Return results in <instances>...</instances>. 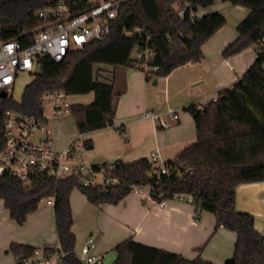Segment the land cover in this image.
Masks as SVG:
<instances>
[{
  "label": "trees",
  "instance_id": "trees-1",
  "mask_svg": "<svg viewBox=\"0 0 264 264\" xmlns=\"http://www.w3.org/2000/svg\"><path fill=\"white\" fill-rule=\"evenodd\" d=\"M193 9L207 8L217 0H189ZM250 9L238 25V37L223 52L228 57L255 45L257 51L264 39V0H224ZM46 0H0V40L19 39L41 28L43 20L36 15ZM227 20L213 12L200 17L181 19L176 0H129L120 9L112 32L106 40H94L84 48L72 50L57 62L46 57L43 67L28 83L20 102L12 96L0 95V149L4 140V113L15 109L42 119L41 97L47 91L68 95L94 93L89 104L71 103V114L80 133H88L114 124L118 98L126 91L115 76L96 74L95 64L142 69L147 79L169 75L174 69L204 57L202 46L221 29ZM143 27L152 36L155 51L151 65L159 69L145 70L134 53L142 44L138 34L124 35L125 30ZM183 33V36L180 33ZM194 118L197 140L166 162V172L149 161L117 169H106L105 178L115 179L108 185L85 186L79 177L55 180L38 177L25 184L9 173L0 175V198L10 216L23 225L37 210L42 199L55 195V224L59 242L66 253L62 264H86L75 250L73 213L70 195L80 190L94 205L118 204L138 187H149L157 202L185 196L193 198L197 214L209 211L216 216L217 227L236 233L232 258L224 264H264V235L255 228L254 215L236 207L237 187L242 183L264 181V51L230 88L202 106L186 107ZM88 150L93 142L86 140ZM102 166H106L103 163ZM96 171L101 166H93ZM36 247L13 243L10 251L18 264ZM46 248H50L47 246ZM47 250V249H46ZM113 264H217L202 257L187 259L183 255L134 240L125 239L115 247Z\"/></svg>",
  "mask_w": 264,
  "mask_h": 264
},
{
  "label": "crops",
  "instance_id": "crops-1",
  "mask_svg": "<svg viewBox=\"0 0 264 264\" xmlns=\"http://www.w3.org/2000/svg\"><path fill=\"white\" fill-rule=\"evenodd\" d=\"M200 16L219 12L226 24L202 46L201 61L182 65L165 77L150 83L144 70L111 71L117 84L126 76V91L118 98L114 124L103 129L82 133V140H91L93 148L85 158L91 164L121 161L126 166L149 161L156 154L167 162L197 140L193 116L186 107L202 106L232 87L258 58L255 45L226 57L224 50L238 37L237 27L248 16L250 9L217 0L207 8L198 9ZM99 64H95L97 66ZM102 67V66H101ZM72 97V99H71ZM94 93L69 95L70 103L89 104ZM152 111L158 119L146 118ZM177 116V117H175ZM72 114L50 121L58 149L65 148L79 133L76 123L71 127ZM66 129V130H65ZM102 178L103 176L100 175ZM149 187H140L120 203L92 204L80 190L70 195L73 213V231L78 252L89 236L95 240L93 252L101 255L104 264H113L117 258L115 247L128 238L176 252L187 259L202 257L217 264L232 258L237 235L225 227H217L216 216L203 211L185 196L164 200L161 204L151 197ZM39 203L23 225H19L0 198V264H18L10 251L13 243L36 248L54 246L59 242L55 224V207ZM236 207L255 217V228L264 235V181L242 183L237 187Z\"/></svg>",
  "mask_w": 264,
  "mask_h": 264
},
{
  "label": "built area",
  "instance_id": "built-area-1",
  "mask_svg": "<svg viewBox=\"0 0 264 264\" xmlns=\"http://www.w3.org/2000/svg\"><path fill=\"white\" fill-rule=\"evenodd\" d=\"M127 1L129 0H46L45 5L36 13L44 24L26 36L29 44L19 39L0 40V93L7 92V97L13 94L21 73H29L34 78L42 71L46 57L59 62L72 50L84 48L94 40H106L112 32L114 21L119 17L121 6ZM176 5L182 20L200 17L199 10L193 9L189 0H176ZM134 34L142 39V44L135 51V58L143 64L146 71H157L159 66L151 65L155 55L150 45L152 36L143 27L124 31L126 36ZM180 35L183 36V33ZM258 50L264 51V39ZM100 68L103 65L95 66L97 75L98 72L101 73ZM41 102L44 111L42 119L11 108L5 111V144L0 149V175L13 174L25 184H30L41 176L55 180L77 176L85 186L115 183V179L105 178L104 172L107 168L117 169L122 164L121 161L107 162L104 167L98 164L102 168L96 171L93 167L95 164L85 158L88 149L85 140L81 138L82 133L79 132L65 148L56 147V136L49 123L71 114L69 95L47 91L42 95ZM144 116L155 120L159 117L152 111H146ZM149 162L161 172H166V162L156 154L151 156ZM100 175L103 177L98 179ZM188 200L192 202L193 198L189 196ZM45 202L54 205L55 195L46 197ZM160 203L165 204L164 201ZM94 246L95 240L89 236L77 255L86 264H104L102 256L93 252ZM65 255L58 242L50 248H35L31 254L22 258L21 263L62 264Z\"/></svg>",
  "mask_w": 264,
  "mask_h": 264
},
{
  "label": "rangeland",
  "instance_id": "rangeland-1",
  "mask_svg": "<svg viewBox=\"0 0 264 264\" xmlns=\"http://www.w3.org/2000/svg\"><path fill=\"white\" fill-rule=\"evenodd\" d=\"M134 56H136L135 55V53H134ZM129 68H131V69H136V70H139L138 68H133V67H128V68H125V67H120V68H118L117 70H116V72L117 73H120V72H122L124 69H129ZM108 69V68H107ZM107 69H105V68H100V70H101V75H102V77H106V78H111L112 76H111V71L110 70H107ZM140 70H142V69H140ZM126 74L125 75H123L122 77H121V75H120V77H118V75H117V78L118 79H120V78H122V81H123V85L125 86V90H126ZM155 78L154 77H152V79L150 80V83H152L153 82V80H154ZM33 80V75H31V74H29V73H21L20 75H19V77L17 78V82H16V85H15V87H14V90H13V94H11L12 96H13V99L15 100V101H17V102H20L21 101V98H22V95H23V92H24V90H25V87L28 85V83H30L31 81ZM120 86H122L120 83H118V87L120 88ZM10 95V96H11ZM71 99H72V97H71ZM74 119H70V123H71V127L72 126H74L75 124H74V121H73ZM66 130V129H65ZM101 177L99 176V178L98 179H100ZM44 202H45V200H44Z\"/></svg>",
  "mask_w": 264,
  "mask_h": 264
},
{
  "label": "water",
  "instance_id": "water-1",
  "mask_svg": "<svg viewBox=\"0 0 264 264\" xmlns=\"http://www.w3.org/2000/svg\"><path fill=\"white\" fill-rule=\"evenodd\" d=\"M156 83H157V80L155 79V80H154V84H156ZM0 95H1L2 97H7V92L2 91V92L0 93Z\"/></svg>",
  "mask_w": 264,
  "mask_h": 264
}]
</instances>
